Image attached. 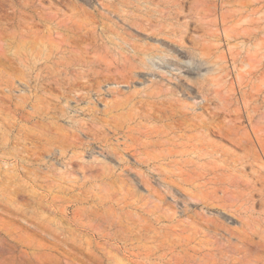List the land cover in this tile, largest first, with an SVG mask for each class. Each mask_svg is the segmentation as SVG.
I'll return each mask as SVG.
<instances>
[{"label":"bare ground","instance_id":"obj_1","mask_svg":"<svg viewBox=\"0 0 264 264\" xmlns=\"http://www.w3.org/2000/svg\"><path fill=\"white\" fill-rule=\"evenodd\" d=\"M146 2L162 5L154 10L159 18L153 20L150 12L142 13L137 6L128 9L126 1L121 9L113 3L108 6L121 26L156 35L159 47L138 44L114 20L101 22L105 39H100L97 26L84 34L90 22L74 13L49 28L48 45L39 27L49 19L35 9V0H18L12 17L0 11V214L16 223L7 227L0 222V264H54L53 259L104 264L112 262V250L124 253L133 264H145L138 259L150 258L159 260L156 264H264V115L259 128L250 116V132L240 127L239 116L230 119L229 125L202 120L191 125L205 129L206 124L214 125L225 140L242 150V156L232 155L235 158L228 161L222 158L224 150L193 144L189 136L182 144L175 142L184 139L176 131L190 124L184 112L174 120L179 111L173 108V90L157 80L151 81V90L137 92L145 96L137 104L132 103L136 96L130 94L106 102L102 110L94 102L80 106L104 75L124 85L144 74L143 68L163 77L155 59L174 70H190L191 59L183 62L179 55L198 43L193 40L190 48L182 44L188 35L187 21L179 24L177 20L182 16L181 1ZM201 6L193 0L186 17L201 19ZM57 53L60 56L54 60ZM83 114L88 117L78 118ZM143 121L156 124L147 126ZM94 146L104 159L118 160V173L94 154ZM123 154L134 162L127 163ZM193 157L206 160L198 164ZM29 160H38L42 167H26ZM161 161L173 166V171L161 172ZM143 165L151 167V174L140 170ZM247 167L253 181L245 177ZM132 172L147 186L157 176L169 192L173 189L174 204H182L173 212V241L148 245L149 239L157 242L159 237L148 216L160 221L165 195L153 189L148 197L137 196L126 187L125 176ZM22 177L44 193L29 190ZM255 192L260 193L258 212H254ZM18 195L33 205L30 212L14 205ZM200 205L218 215L196 212ZM38 209L59 216L60 221L43 216ZM221 213L238 226L230 227Z\"/></svg>","mask_w":264,"mask_h":264},{"label":"rangeland","instance_id":"obj_2","mask_svg":"<svg viewBox=\"0 0 264 264\" xmlns=\"http://www.w3.org/2000/svg\"><path fill=\"white\" fill-rule=\"evenodd\" d=\"M125 1L128 3V9L133 10L134 7L137 6L142 13L150 12L153 20L159 18L154 10H158L162 5H151L146 2V0H35V9L49 19L48 22H43L42 25H40L39 29L41 30V35H43L45 41L49 45L47 41L49 37V28H55L62 20H67L68 17L74 13L79 20H87L90 22L88 26L86 25V28H83L82 33L84 34L89 32L91 27L97 26V33L100 36V39H105L106 35L104 29L101 27V22H111V20H114L117 22L118 29L122 30L123 28L130 34V38L138 44H144L151 47L161 46V43L156 40L158 38L156 35L150 34V32L148 34V31L144 32V30L133 26H121V21L116 15L112 14L108 5L113 3L117 8L121 9ZM180 1L182 6V16L177 20L179 24L184 20L187 21L188 35L182 40V44L185 47L190 48L193 40L198 43L195 48H190V51L186 50L187 52H183L179 55L183 62H187L191 59L192 63L189 64L190 70H174V67L168 68L163 66L161 62L155 59V61L162 66L160 71L164 72L162 73L163 77L157 75L154 76V72L150 69L143 68L141 69V72L144 74L136 75L133 82L124 85L115 84L113 81L108 80V75H104L99 78L101 82L99 86H95L90 90L88 98H85L80 106H86L88 102H94L96 109L102 110L106 102L110 103L111 100H114L116 97L120 98L123 95L130 94L136 96L133 99L134 101L132 100V103L134 102L137 104V100L140 97H145L143 93L138 95L137 92L151 90L149 87L151 81L157 80L161 85H165L173 90V108L179 111V113L174 116V120H179L181 118L180 112H184L186 113L188 124H190L183 131H176V134L178 135L183 134L185 140L178 139V141L175 139V142L177 144H182V142H185L186 139L190 137L193 144L200 145L203 143V145L208 146L209 149L211 147L215 149L217 148V150L220 151L224 150L223 153L225 157L223 156L222 158H227L229 161L230 157L235 158L242 156V150L234 147V145L227 141V139L225 140L223 135L214 127V125L209 124L215 121V123L229 125L230 119L239 116L241 117L240 121H238L240 127L243 130L250 132L251 124L248 120L250 116H252V124L255 128L263 126L264 0H199V5H202L199 8L201 19H198V15H191L190 18L186 17L190 12L189 7L193 0ZM17 4L18 0H0V11L7 14L9 17H12L13 9ZM68 25H71V23H68ZM146 35L152 36L147 37ZM80 46L82 48L84 47L79 44V47ZM59 56L60 55L57 53L54 55L53 59L56 60ZM66 56L70 57L71 54L68 52L66 53ZM17 86L19 88H26L23 84L17 83ZM99 89L101 90V93H98ZM29 90L34 94L33 89H26L25 92L29 93ZM55 93L58 94L57 92ZM41 95L42 97H45L43 92H38V96ZM204 100L207 102L205 101V104L203 105ZM250 100H253V102L250 103ZM70 106L74 108V103L70 102ZM29 110V107L25 109V111ZM73 114L74 112H71V115ZM87 117V114H83L79 115L78 118L86 119ZM199 120L209 123L206 124L208 127L205 129L191 126L193 123L199 122ZM60 123L67 126L63 121H60ZM142 123L147 126L156 124L152 121H143ZM218 134L220 137H218ZM115 138L116 136H113V143H115ZM98 151H100L98 146H94V154L103 160L105 165L114 168L116 171L118 168L116 161L118 160L114 157L104 159L96 153ZM122 156L127 163L129 162L132 164L134 162V159L130 155L123 154ZM190 157L191 156L188 158ZM184 158L187 157L185 156ZM192 159L193 162H197L198 164H202L206 160L197 161L195 157ZM215 161L219 164L221 163L217 160ZM8 162L13 163L14 161L8 160ZM27 162L28 163L25 164V166L30 169H38L42 167L38 160H29ZM161 162L163 165L160 166V171L162 170L164 173H168L171 170L173 171V166L167 165L166 161ZM20 164H23V162H20ZM150 169L151 167L145 165L140 168L145 174H151L149 173ZM246 169L244 170L245 177L253 181L254 179L252 178L251 168L247 167ZM116 172L118 173L119 170ZM125 177L128 179L126 187L131 189L139 197H148V191L153 189L157 190L160 194L165 195V201L160 204L161 209L158 212V214H161L160 221L156 223L153 220V215L148 216V219L151 220L153 226L158 232L157 236H159L157 242L153 239H149L148 245H156L160 242L169 243L173 241V212L176 209V206L177 208L182 207L180 202L177 205L174 204L173 189L169 192L167 185L162 183L157 176L151 179L150 186L141 184L133 172L131 174H126ZM22 180L26 182L29 190L36 192L37 194L44 193L40 188L30 185L31 183L27 178L22 177L21 181ZM35 188L36 191H34ZM256 188H260L259 184L256 185ZM258 194L260 196L259 192H255L253 196V200L255 201L254 212H258L261 209V204L258 202L260 198ZM14 205L28 212L33 208V205L28 199L21 195H18L15 199ZM151 205L152 204H150L149 207ZM81 206L88 205L83 203ZM149 207H145V209ZM194 210L196 212L201 211V213L208 217L218 215V212L215 210L203 208L201 205L194 208ZM38 212L47 218L60 221L59 216H54L40 209H38ZM221 215H223V218L230 227L238 226V223L230 218V216L224 213H221ZM181 218L183 219L184 217ZM0 222L4 223L7 227L8 225H16V223H14L9 217L2 214H0ZM61 225L66 226L64 222H62ZM29 232L31 233V231ZM150 235L153 234L150 233ZM87 237L90 238L89 235ZM36 239L41 240L39 236H37ZM100 239L101 238L97 237V240ZM111 257L112 262L105 260L104 264H119V262L120 264H133L128 262L125 254L121 252L112 250ZM138 260H141V262L144 261L145 264H156L159 262V260L153 258H150L149 261L145 259ZM160 262V264H164V262ZM52 263L71 264V262L66 261V259L60 261L53 259ZM78 263L88 264L83 261H79Z\"/></svg>","mask_w":264,"mask_h":264}]
</instances>
